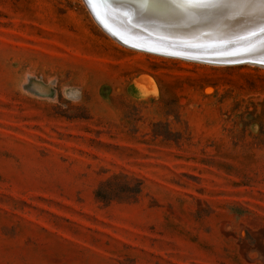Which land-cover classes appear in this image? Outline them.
<instances>
[{"label":"rangeland","instance_id":"obj_1","mask_svg":"<svg viewBox=\"0 0 264 264\" xmlns=\"http://www.w3.org/2000/svg\"><path fill=\"white\" fill-rule=\"evenodd\" d=\"M0 264H264V69L0 0Z\"/></svg>","mask_w":264,"mask_h":264},{"label":"bare ground","instance_id":"obj_2","mask_svg":"<svg viewBox=\"0 0 264 264\" xmlns=\"http://www.w3.org/2000/svg\"><path fill=\"white\" fill-rule=\"evenodd\" d=\"M90 11L93 13L98 24L110 35L118 36L135 45H184L187 43H197L213 39L216 35L232 29H239L246 24H263L264 15L259 12L258 6L255 11H249L244 15H234L232 12L226 14L219 24L214 26H203L196 24V18L185 20L177 15H158L146 14L144 16H136L133 14L135 8V0H103L102 4L89 6L88 0H84ZM95 9V11L93 10ZM137 22L138 24H128ZM242 28V27H241ZM253 32L240 34L237 37L227 39L223 45L224 49L214 47L217 52L230 51L232 49L242 48V40L258 33L257 28ZM216 36V37H218ZM241 36V37H240ZM208 38V40H206ZM261 41V43H258ZM233 42V43H230ZM250 45L263 46L264 33L255 35L249 40ZM245 43H248L246 41Z\"/></svg>","mask_w":264,"mask_h":264},{"label":"water","instance_id":"obj_3","mask_svg":"<svg viewBox=\"0 0 264 264\" xmlns=\"http://www.w3.org/2000/svg\"><path fill=\"white\" fill-rule=\"evenodd\" d=\"M229 10L227 9H218V10H212V11H206V12H197L196 15L193 18H198L195 22L196 24H202L203 26H214L215 24H219L221 19H223L226 14H229ZM128 24H138L137 22H130ZM264 24V23H263ZM261 24L255 25V24H246L245 26L239 27V29H232L227 32L221 33V35H216L218 37H211L210 40L206 38L208 41L201 42H193V43H187L184 45H168V46H158L157 45H135L130 43L127 40H124L118 36H113V39L117 40L122 45L137 50L142 51L146 53H151L158 56H163L167 58H173V59H181L186 61H192L197 63H203L208 65H214V66H253L258 67L261 69H264V54L260 53V49L262 46H259L261 44L257 45H250L249 40L251 37H255V35L262 34L259 31ZM257 28L258 33L244 38L242 40L244 45H242V48L232 49L230 51H222V52H216L215 50L220 48L224 49L223 47L227 46L228 43H224L227 39L237 37L240 34L247 33L248 30L250 32H253L254 29ZM241 37V36H240ZM248 41V43H245ZM230 43V42H229ZM233 43V42H231ZM230 43V44H231ZM258 43H261L259 41ZM227 44V45H223ZM264 46V44H263ZM214 47H217L216 49H213Z\"/></svg>","mask_w":264,"mask_h":264},{"label":"snow or ice","instance_id":"obj_4","mask_svg":"<svg viewBox=\"0 0 264 264\" xmlns=\"http://www.w3.org/2000/svg\"><path fill=\"white\" fill-rule=\"evenodd\" d=\"M89 6L102 4L103 0H88ZM259 9L264 15V0H135L133 14L177 15L185 20L191 19L197 12H206L218 9H227L234 15H244L250 10ZM95 11V9H93ZM259 31L264 33V24ZM264 54V47L260 50Z\"/></svg>","mask_w":264,"mask_h":264}]
</instances>
